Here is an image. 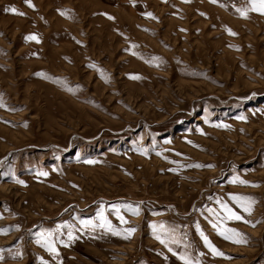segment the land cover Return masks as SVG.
Wrapping results in <instances>:
<instances>
[{"label": "rangeland", "instance_id": "1", "mask_svg": "<svg viewBox=\"0 0 264 264\" xmlns=\"http://www.w3.org/2000/svg\"><path fill=\"white\" fill-rule=\"evenodd\" d=\"M0 264H264V0H0Z\"/></svg>", "mask_w": 264, "mask_h": 264}]
</instances>
